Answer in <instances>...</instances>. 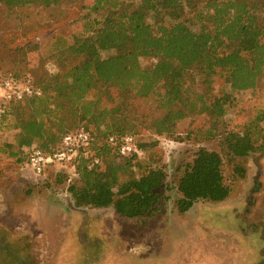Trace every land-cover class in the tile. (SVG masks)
I'll list each match as a JSON object with an SVG mask.
<instances>
[{"label":"trees","instance_id":"obj_1","mask_svg":"<svg viewBox=\"0 0 264 264\" xmlns=\"http://www.w3.org/2000/svg\"><path fill=\"white\" fill-rule=\"evenodd\" d=\"M77 2L0 0V23L24 8L63 11ZM84 9L82 32L57 52L60 63L77 61L50 76L49 92L32 80L42 96L12 103L0 115L16 116L19 144L50 153L66 135L89 133L90 144L69 165L77 176L67 178L70 194L76 202L113 208L118 217L144 225L159 216L168 199V174L151 158L158 142H138L144 156L125 157L109 138L146 131L171 138L185 119L205 117V138L218 140L220 152L200 148L180 168L178 209L185 214L199 201H227L231 183L246 179L248 159L264 146V108L239 130L228 129L233 99L226 92L215 94L213 82L222 79L234 92L260 89L264 0H92ZM142 57L157 62L143 68ZM28 77L9 75L0 83ZM144 104H150L149 112L142 111ZM56 168L40 179L59 176Z\"/></svg>","mask_w":264,"mask_h":264},{"label":"rangeland","instance_id":"obj_2","mask_svg":"<svg viewBox=\"0 0 264 264\" xmlns=\"http://www.w3.org/2000/svg\"><path fill=\"white\" fill-rule=\"evenodd\" d=\"M91 1L79 0L63 11L24 8L2 17L0 78L30 76L27 80L49 92L50 76L77 61L60 63L57 52L82 32L83 6ZM156 62L140 58L143 68ZM213 85L215 94L226 92L233 99L228 129L239 130L264 108V78L258 91L234 92L219 78ZM149 109L144 104L142 111ZM11 112L0 117V264H264V146L248 159L246 179L231 183L227 201H199L181 214L180 168L200 148L220 152L218 140L205 138L209 123L205 117L187 118L171 138L149 131L134 134L138 142H158L151 158L168 174L162 211L142 225L118 217L113 208L76 202L69 192L67 178L77 179L70 166L57 167L61 174L47 180L24 169L31 147L19 144L20 131L13 127L17 118Z\"/></svg>","mask_w":264,"mask_h":264},{"label":"built area","instance_id":"obj_3","mask_svg":"<svg viewBox=\"0 0 264 264\" xmlns=\"http://www.w3.org/2000/svg\"><path fill=\"white\" fill-rule=\"evenodd\" d=\"M42 90L33 85L31 80L6 78L0 83V113L6 112V107L12 103L42 96ZM91 142V136L84 131H78L66 135L59 147L54 152L46 153L41 149L31 152L27 168L38 178H42L52 166H69L78 156L81 148L87 147ZM109 143L118 149L121 156H137L142 158L144 152L138 146L136 137L126 135L123 137L111 136Z\"/></svg>","mask_w":264,"mask_h":264}]
</instances>
